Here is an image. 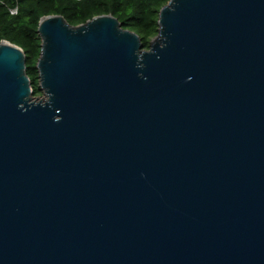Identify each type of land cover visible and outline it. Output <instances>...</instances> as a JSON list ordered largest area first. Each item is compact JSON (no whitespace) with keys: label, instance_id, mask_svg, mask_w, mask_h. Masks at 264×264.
Segmentation results:
<instances>
[{"label":"water","instance_id":"1","mask_svg":"<svg viewBox=\"0 0 264 264\" xmlns=\"http://www.w3.org/2000/svg\"><path fill=\"white\" fill-rule=\"evenodd\" d=\"M41 17L33 100L0 43V264H264V0Z\"/></svg>","mask_w":264,"mask_h":264},{"label":"trees","instance_id":"2","mask_svg":"<svg viewBox=\"0 0 264 264\" xmlns=\"http://www.w3.org/2000/svg\"><path fill=\"white\" fill-rule=\"evenodd\" d=\"M169 0H0V43L3 40L19 45L25 51L26 71L33 94L39 95L37 62L42 48L38 32L42 16L64 15L72 25L94 16L113 14L124 28L136 31L143 47L148 49L159 31V12ZM16 9V12L12 10Z\"/></svg>","mask_w":264,"mask_h":264},{"label":"rangeland","instance_id":"3","mask_svg":"<svg viewBox=\"0 0 264 264\" xmlns=\"http://www.w3.org/2000/svg\"><path fill=\"white\" fill-rule=\"evenodd\" d=\"M41 99H44V100L46 99V96L43 91H41L39 95H34L33 97V100H36V101L41 100Z\"/></svg>","mask_w":264,"mask_h":264},{"label":"built area","instance_id":"4","mask_svg":"<svg viewBox=\"0 0 264 264\" xmlns=\"http://www.w3.org/2000/svg\"><path fill=\"white\" fill-rule=\"evenodd\" d=\"M13 12H16L17 10L16 9H14V10H12Z\"/></svg>","mask_w":264,"mask_h":264}]
</instances>
